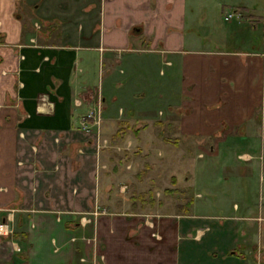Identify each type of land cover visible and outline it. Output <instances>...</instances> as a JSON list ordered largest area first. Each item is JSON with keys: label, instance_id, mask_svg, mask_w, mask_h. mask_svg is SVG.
Instances as JSON below:
<instances>
[{"label": "crops", "instance_id": "0c3cea01", "mask_svg": "<svg viewBox=\"0 0 264 264\" xmlns=\"http://www.w3.org/2000/svg\"><path fill=\"white\" fill-rule=\"evenodd\" d=\"M211 1L240 9L249 26L233 49L210 46L199 31L201 0H0V222L11 230L0 236V264H247L245 242L237 240L250 227L246 218L216 221L196 211L215 201L206 186L197 188L198 155L187 185L208 200L196 194L187 212L172 213L133 181L127 201L118 193L106 211L105 160L91 148L92 125L81 124L99 103L100 130L111 121L110 140L135 133L130 111L163 97L131 92L134 73L151 59L147 69L159 80L178 79L180 113L168 128L212 139L207 150L217 154L208 157L234 152L245 165L232 169L228 190L238 191L249 169L262 182L264 44L256 32L264 0ZM24 11L27 26L18 19ZM122 103L129 117L120 116ZM232 134L247 142H227Z\"/></svg>", "mask_w": 264, "mask_h": 264}, {"label": "rangeland", "instance_id": "374dc122", "mask_svg": "<svg viewBox=\"0 0 264 264\" xmlns=\"http://www.w3.org/2000/svg\"><path fill=\"white\" fill-rule=\"evenodd\" d=\"M201 2L205 5V9L200 13L198 18L204 19L206 17L208 20L206 22L205 19L203 21L202 19H198L197 24L200 29L199 31L202 34L206 33V39L210 46L222 49H233L236 47V42L245 39L249 26L246 25L245 22L240 21L243 16L240 9L236 10L239 13V17L232 16L228 20L223 21V17L227 15V10L232 8L223 6L220 10L211 0H201ZM187 3L189 4V0ZM16 11H19V9H16ZM28 13L31 14L30 10H28ZM28 18L29 15H27V11L26 13L24 11V14H21L18 19L26 20L27 22H24V25L27 26L29 23ZM204 24L206 26H204ZM259 25H261V32L258 30L256 34L259 37L261 35L264 44V10ZM36 26H38V23H33L32 27L36 28ZM210 29L212 30L210 31ZM147 63V67L142 68L143 70L140 69L144 73H134V80L136 83L135 86L132 87L131 92H139L141 90L149 96L154 91H158L163 93V97H160V99L156 101L157 103H154L153 100L150 101L148 107L137 110L133 108L134 110L130 111L131 116L135 118L133 119L130 116V122H133V120L135 122L133 127L135 133L130 132V134H124L122 138H120V135L116 134L117 136L111 137L110 140L109 129L112 128L111 121L105 123L103 129L100 130V122L97 124L98 127H96L92 123V119H85V125L87 123L92 125V138L90 139L91 148L92 144H94L93 133L96 130L98 133L101 132L98 140V151H101L103 154L105 163L104 165H100L99 174H101L102 171L104 172V175H102L103 177H101L102 184L106 190L110 192L111 196V198H107L109 195L107 193L105 195L107 197L103 200L104 205H106V211L114 210L110 207L113 206L114 199L118 193L121 194V196L118 197L120 200L122 199L124 202L127 201V182L134 181L139 189H147V195L151 192L154 198L152 201L161 198L160 201L163 202L162 206L164 209L172 213L177 212V214L187 212L190 203L184 205L185 202H188L187 199H190L191 196H195L196 198V194H198V191H194V189L191 190L187 185L189 179L193 176L191 165L195 160L194 156L198 155L197 157L200 159L198 166L200 168L199 171L198 168H196L195 172L198 182L201 184H197V188L200 189L202 187L203 189V187L206 186L210 191L208 195L214 196L215 201L207 202L208 205L206 204L204 207H198L196 211L212 215L215 220L223 217H230L233 214H241V217H245L246 222L249 223L251 228L249 227L250 229L248 228L247 230L246 227V230L237 237L238 241L241 239L245 242V252L247 254L249 252V256L246 255L244 257L245 261H247V264H264V172L261 182L258 179L259 173L257 174L256 170L252 171L249 169L250 175L247 182L239 185L240 189L238 191L228 190L232 189L235 185L232 182L231 184L225 182V180L230 177L232 178V169L239 168L243 163H237L235 161L234 152L230 153L229 156L226 154L222 156L220 152L222 158L217 157V155L215 158L212 156L208 157L210 154L216 153V151L207 150V145L213 143L212 139H197V137L185 138L176 132L177 130L168 128L170 123L171 126L176 124L180 113L177 107V103L180 101L178 79L176 78L177 81H173V78H170L171 80L167 78H164L165 80H159V74L157 76L156 71L155 73L150 67L147 69L149 65H152L151 59H149ZM145 82L150 85L148 86ZM122 105L124 109L122 107V111L119 113L120 116H128L126 112L131 109L130 106H128L127 103H122ZM262 108L264 112L263 105ZM113 111L111 112L113 113ZM87 112L93 113L100 121L99 103L95 107L90 108ZM117 112L118 110H115V113ZM142 124L144 125L142 126ZM262 135L264 142V130ZM233 139L238 143H240L241 140L243 143L247 142L240 134L229 135L226 141L231 142ZM263 142H261L262 145H264ZM195 144L203 145V148L195 149ZM256 146H258V143ZM262 152L264 155V150ZM206 153L209 155H206ZM248 153L254 155L253 151ZM255 153L257 155L258 152ZM243 156L244 158L247 157L246 155ZM208 158H210V160ZM262 160V168L264 170V156ZM111 166H114L113 170H111ZM203 166L207 167L204 169ZM245 169L246 168H244V170ZM184 176L187 177V182H184ZM199 191L202 193V190ZM198 195L200 198H197L199 199L197 201H206L207 198H210V196ZM232 203H234V207H232ZM175 205H177L178 208L180 207V209H182L181 206H186V208L178 211ZM86 221L87 219L85 222ZM256 223L261 226L259 233L256 227H253V224L256 226ZM253 243L255 244L254 246L251 245ZM171 256L172 254L166 253L165 262L168 263L169 257ZM15 262L16 259L10 264H15Z\"/></svg>", "mask_w": 264, "mask_h": 264}, {"label": "built area", "instance_id": "2783aa9c", "mask_svg": "<svg viewBox=\"0 0 264 264\" xmlns=\"http://www.w3.org/2000/svg\"><path fill=\"white\" fill-rule=\"evenodd\" d=\"M232 16L239 17V13H238V11H236V9L228 10L227 15H225L223 17V21L228 20ZM85 119H92V123L96 127H98L97 124L99 123V118H96L93 115V113L87 112L81 118L82 129H87V126L85 125ZM93 140H94V144H92V150L97 152L98 151V140H99V133L97 130L93 133ZM4 227H5V229H4ZM10 233H11L10 228L7 225H5L3 222H0V236H8V235H10Z\"/></svg>", "mask_w": 264, "mask_h": 264}, {"label": "trees", "instance_id": "16d2710c", "mask_svg": "<svg viewBox=\"0 0 264 264\" xmlns=\"http://www.w3.org/2000/svg\"><path fill=\"white\" fill-rule=\"evenodd\" d=\"M122 128L121 127H119V130H121ZM126 129H127V127H126ZM128 130V129H127ZM125 134V133H124ZM124 134H118V135H120V138H122V136L124 135ZM114 136H117V135H114ZM150 194H151V192H150ZM137 198L135 197V200H136Z\"/></svg>", "mask_w": 264, "mask_h": 264}, {"label": "bare ground", "instance_id": "6f19581e", "mask_svg": "<svg viewBox=\"0 0 264 264\" xmlns=\"http://www.w3.org/2000/svg\"><path fill=\"white\" fill-rule=\"evenodd\" d=\"M4 229H5V227H4Z\"/></svg>", "mask_w": 264, "mask_h": 264}]
</instances>
